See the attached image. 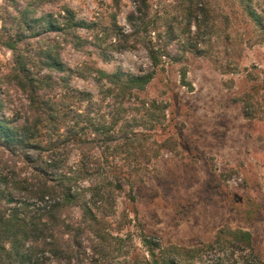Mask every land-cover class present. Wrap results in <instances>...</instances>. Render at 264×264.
<instances>
[{"label":"rangeland","instance_id":"1","mask_svg":"<svg viewBox=\"0 0 264 264\" xmlns=\"http://www.w3.org/2000/svg\"><path fill=\"white\" fill-rule=\"evenodd\" d=\"M65 1L80 16L103 22L117 10L113 0ZM117 1L118 23L127 28L124 16L133 4ZM200 1L205 12L198 32L183 33L179 5L151 0L147 26L155 45L168 46L170 53L139 99L123 101L120 124L131 140L123 138V154L112 161L129 180L98 208L84 242L83 260L90 264H151L145 244L156 255L158 248L166 250L162 255L168 257L172 246L201 247L219 231L237 229L250 232L264 263V33L232 0ZM257 2L264 13V0ZM63 58L75 70L71 84L93 95L90 112L100 121L109 120L119 106L113 107L112 97L103 98L107 84L97 70L139 74L152 69L142 47L115 53L109 61L67 47ZM11 61V52L0 46L3 72ZM8 100L7 116L25 105L14 87H8ZM142 100L159 108L145 110ZM160 113L161 123L147 131V120ZM103 163L95 171L106 168ZM214 249L193 264H259L249 250Z\"/></svg>","mask_w":264,"mask_h":264},{"label":"trees","instance_id":"2","mask_svg":"<svg viewBox=\"0 0 264 264\" xmlns=\"http://www.w3.org/2000/svg\"><path fill=\"white\" fill-rule=\"evenodd\" d=\"M113 1L117 10L106 22L80 16L65 0H3L0 6V46L12 55L5 72L0 69V264H90L83 260L84 242L92 234L98 208L107 204L111 192L121 193L129 180L112 161L123 154V138L131 140L120 124L123 101L139 99L170 51L155 45L154 31L147 26L151 0H131L133 8L124 16L127 28L118 23L121 10ZM174 1L182 32H198L205 12L202 2ZM257 1L232 4L264 33V13ZM67 47L105 61L142 47L152 69L139 74L97 70L107 84L103 98L112 97L113 107L119 108L109 120H95L89 107L96 104L93 95L71 84L75 70L63 58ZM8 87L25 99L12 116L5 114ZM147 105L159 108L142 100L141 107L146 110ZM161 118V113L149 118L147 131L155 130ZM99 162L106 168L98 172ZM75 210L79 214L73 218ZM145 245L151 264H193L216 252V246L229 245L249 250L264 264L250 232L241 229L224 235L219 231L201 247L172 246L168 257L162 255L166 250L158 248L156 255Z\"/></svg>","mask_w":264,"mask_h":264}]
</instances>
